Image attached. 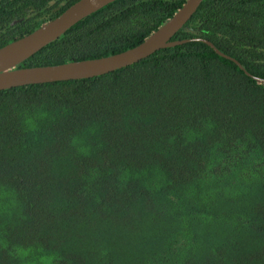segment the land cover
<instances>
[{"label":"trees","instance_id":"16d2710c","mask_svg":"<svg viewBox=\"0 0 264 264\" xmlns=\"http://www.w3.org/2000/svg\"><path fill=\"white\" fill-rule=\"evenodd\" d=\"M79 1L3 0L0 49ZM186 1L118 0L18 68L129 51ZM187 40L0 92V264H264V85L247 75L264 80V0H205Z\"/></svg>","mask_w":264,"mask_h":264},{"label":"water","instance_id":"95a60500","mask_svg":"<svg viewBox=\"0 0 264 264\" xmlns=\"http://www.w3.org/2000/svg\"><path fill=\"white\" fill-rule=\"evenodd\" d=\"M2 1L0 0V4ZM116 1L118 0H80L55 20L43 24L31 35L0 49V92L31 85L79 81L105 76L133 66L161 50L187 44L191 41L172 42V40L191 21L205 0H187L183 7L155 33L139 46L121 54L54 67L18 68L42 49L59 40L77 24ZM196 41L206 44L217 55L234 62L244 71L237 61L221 54L209 41ZM247 75L258 85H264V80Z\"/></svg>","mask_w":264,"mask_h":264}]
</instances>
